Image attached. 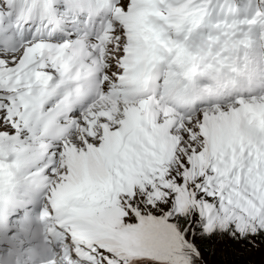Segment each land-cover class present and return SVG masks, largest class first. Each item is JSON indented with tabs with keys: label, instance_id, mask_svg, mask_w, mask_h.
Here are the masks:
<instances>
[{
	"label": "snow or ice",
	"instance_id": "1",
	"mask_svg": "<svg viewBox=\"0 0 264 264\" xmlns=\"http://www.w3.org/2000/svg\"><path fill=\"white\" fill-rule=\"evenodd\" d=\"M35 2L0 0L9 19L13 11L24 18ZM98 3L114 5L92 42L105 65L101 86L120 100L115 112L82 105L60 138L37 143L33 89L54 71L42 51L52 23L32 21L26 35L21 29L23 47L0 52V140L17 145L14 159L0 157V213L26 170L23 179L45 183L41 216L54 264H264V98H237L231 110L182 109L162 139L169 114L149 124L135 100L161 65L165 91L185 98L177 68L193 54L173 34L199 25L206 6ZM256 15L264 22V13ZM4 21L0 11V33ZM252 23L217 25L223 49L237 51L244 41L236 36Z\"/></svg>",
	"mask_w": 264,
	"mask_h": 264
},
{
	"label": "clouds",
	"instance_id": "2",
	"mask_svg": "<svg viewBox=\"0 0 264 264\" xmlns=\"http://www.w3.org/2000/svg\"><path fill=\"white\" fill-rule=\"evenodd\" d=\"M63 0H36L30 4L31 13H25V19L35 21L43 18L56 23ZM67 6V4H65ZM102 5L97 0H84V10L96 12ZM235 83L233 93L264 98V42L252 44L246 58L238 63V71L232 77ZM177 105L184 103V98L176 96ZM33 190H44L42 177L29 181ZM36 240L33 244L30 241ZM46 223L43 217L33 219L25 217L23 210L15 207V201L9 200L0 214V264H54V261L42 259L48 247Z\"/></svg>",
	"mask_w": 264,
	"mask_h": 264
},
{
	"label": "rangeland",
	"instance_id": "3",
	"mask_svg": "<svg viewBox=\"0 0 264 264\" xmlns=\"http://www.w3.org/2000/svg\"><path fill=\"white\" fill-rule=\"evenodd\" d=\"M82 2L84 3V0H82ZM60 11L66 16V22L70 23L68 21L73 20L75 18H78V22H76L75 25H66V27H68L69 29L74 31V35H76L77 37H81L83 38V42L86 46H89L90 43L92 42L93 38H86L85 35H82V30L83 27L81 25V23H83V20L81 18H79V16L76 14V11H74L73 9H71V7L69 6H65L63 5V3L60 4ZM0 11H4L5 13V19L7 20V23H10L11 21H16V20H12L11 18L9 19L8 17V11H10V9H7L4 4H0ZM78 16V17H77ZM18 20H23V21H28V24H31L32 21L31 20H27L25 18L22 19H18ZM215 24H211L209 25V27L206 29L207 32H212L211 30H215L214 32H212V36L214 37V40L209 42V44L207 46H205L204 49L202 50H196L193 51L198 60H199V64L201 66V75L204 77L201 80H199L197 82V84L203 88L205 87L206 83L210 82V78H214L216 75H218V73L220 71L223 70V72L227 71L228 73L231 72L232 67L234 68L235 66L238 65L239 62H242L245 57L247 56V51L249 49V47L254 44V43H262L264 42V26L263 27H257V26H252V28L249 30H244V38H239L237 37V40H243L244 43L240 44L238 46V50L235 52H229V51H225L223 49V36H222V31L220 32V29L217 27V25L221 24L223 25V23H231L232 20L227 21L225 19V17L221 16V7L217 8L215 11ZM17 22V21H16ZM5 24L3 25V27H5ZM204 24V19H202L201 23L197 26H201ZM53 29V27L51 28ZM51 29H49V31H51ZM220 36L221 39L220 41H217V37ZM173 38L177 39L176 36H174L173 34ZM179 42H181L179 39H177ZM45 43L49 44V40H47L45 38ZM183 43V42H181ZM184 44V43H183ZM100 58V57H99ZM101 61V67L104 68L105 65L102 61V59L100 58ZM220 61H223V63L221 64ZM47 66V64H46ZM160 71V74L162 75V79H161V91H160V96L161 99L165 102V103H169V104H175L176 103V96L175 93L173 91H165L164 86H163V79L164 76L166 74V72L168 71V68L166 65H164L163 68H158ZM161 69V70H160ZM164 69V70H163ZM163 71V73H162ZM178 71V70H177ZM234 76V74H229L228 77L232 78ZM181 82V80H180ZM182 85V82H181ZM229 90V89H228ZM185 98H184V103L179 108V106H176L177 108V112L178 115L180 114V111L182 109L185 108H195L198 106H211V107H215V108H228L229 110H231L234 105H233V100L237 99V98H241L244 99L246 102L248 100H250V98L254 97V96H245V95H241L240 93H233L232 91H228L226 92V94L228 93V97L226 98H222V97H217L216 95H212V96H207V95H203L197 99H195V95L193 92H189L185 90ZM162 100H159L160 104L163 103ZM118 102H120L119 98H118ZM137 102V101H136ZM174 102V103H171ZM138 103V102H137ZM241 107H243V105H241ZM155 111V115L156 118L159 119L161 117V113H168L169 114V120L167 121L166 125H160L159 129H158V136L162 139L164 137H166L168 135V127L170 126L171 122L174 120V117L171 113H169L166 109L163 108H158V109H154ZM145 120L149 123L152 124L154 122L148 120L147 118H145Z\"/></svg>",
	"mask_w": 264,
	"mask_h": 264
},
{
	"label": "bare ground",
	"instance_id": "4",
	"mask_svg": "<svg viewBox=\"0 0 264 264\" xmlns=\"http://www.w3.org/2000/svg\"><path fill=\"white\" fill-rule=\"evenodd\" d=\"M66 36H70V34H66ZM211 41H213V40H211ZM161 68H163L164 67V65H161L160 66ZM233 70H234V68H233ZM222 75V76H221ZM213 81H214V85L213 86H215V88H217V89H220V90H218L217 92H216V95L217 96H219V95H223L225 92H222L223 90V88H225V87H229V88H231V86H232V84H231V81H230V78L228 77V76H226V75H223V70L222 71H220L219 73H218V75H216L214 78H213ZM185 84H184V87L186 88V89H189L190 91H192L194 94H195V96L198 98V95L201 93V91L198 89V88H192V82H188V81H186L185 80ZM195 83H197V80L195 81ZM154 88H155V92H156V89L158 88L157 86H154ZM209 89V88H208ZM158 90V89H157ZM160 90V89H159ZM228 89H225V91H227ZM38 200H43V201H45V199H44V197L42 196V194H40V195H36L35 196ZM27 206H28V204H26Z\"/></svg>",
	"mask_w": 264,
	"mask_h": 264
},
{
	"label": "trees",
	"instance_id": "5",
	"mask_svg": "<svg viewBox=\"0 0 264 264\" xmlns=\"http://www.w3.org/2000/svg\"><path fill=\"white\" fill-rule=\"evenodd\" d=\"M221 0H214V4H219ZM227 2H230L233 7H237V10L243 9V6H248V11L247 13L250 14L252 10L254 11H259L263 6H264V0H225ZM187 36H185L186 38Z\"/></svg>",
	"mask_w": 264,
	"mask_h": 264
}]
</instances>
